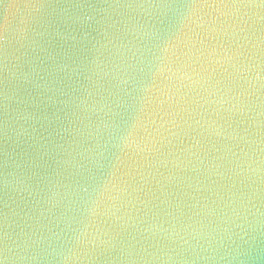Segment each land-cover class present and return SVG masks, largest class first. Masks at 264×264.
<instances>
[{
  "label": "water",
  "instance_id": "obj_1",
  "mask_svg": "<svg viewBox=\"0 0 264 264\" xmlns=\"http://www.w3.org/2000/svg\"><path fill=\"white\" fill-rule=\"evenodd\" d=\"M0 264H264V0H0Z\"/></svg>",
  "mask_w": 264,
  "mask_h": 264
}]
</instances>
